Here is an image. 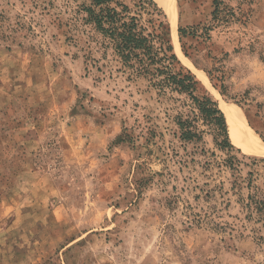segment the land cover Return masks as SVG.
<instances>
[{"label":"rangeland","instance_id":"obj_1","mask_svg":"<svg viewBox=\"0 0 264 264\" xmlns=\"http://www.w3.org/2000/svg\"><path fill=\"white\" fill-rule=\"evenodd\" d=\"M153 1L175 68L216 101L234 149L198 120L202 140L180 141L189 98L116 71L75 21L77 2L0 0V264H264V221L223 163L264 156L233 143L222 108L264 142V0H221V21L214 0H176L178 44ZM255 170L263 187L264 163Z\"/></svg>","mask_w":264,"mask_h":264},{"label":"trees","instance_id":"obj_2","mask_svg":"<svg viewBox=\"0 0 264 264\" xmlns=\"http://www.w3.org/2000/svg\"><path fill=\"white\" fill-rule=\"evenodd\" d=\"M73 1L78 3L75 21L89 27L95 34L92 35L91 41L102 49L103 58L109 51V55L117 62L116 71L127 74L128 79L143 78L158 96L166 95L170 90L185 94L189 98L192 117L182 113L174 117L180 141L193 143L202 140L203 131L196 124L198 120L211 128L213 142L217 148L228 152L234 149L228 137L223 112L218 108L216 101L208 94H196L197 80L189 70L175 68L177 57L169 41L165 39L166 16L153 0ZM213 3L212 20L221 21V16L229 12L221 8V0H214ZM7 30L9 33L3 32L2 37L13 43L18 31L8 27ZM178 33L180 37L184 36L182 28L178 29ZM88 53H91V50ZM85 62L86 67L99 63L95 58H85ZM96 67L100 70L99 66ZM146 131L148 140L154 139L155 131L150 127H147ZM124 137L126 134L118 137L117 141H123ZM252 161L249 165L243 163L236 155L227 154L223 163L233 177L232 187L240 188L241 184L245 183V187L249 189L245 207L258 214L264 221V182L263 187L254 184L259 176L255 163H264V158H252ZM240 165L250 167L245 177L239 174Z\"/></svg>","mask_w":264,"mask_h":264},{"label":"bare ground","instance_id":"obj_3","mask_svg":"<svg viewBox=\"0 0 264 264\" xmlns=\"http://www.w3.org/2000/svg\"><path fill=\"white\" fill-rule=\"evenodd\" d=\"M168 15L171 23L174 41L177 43L176 35V0H155ZM200 72V71H198ZM203 76V73H199ZM222 108L227 118L229 133L234 144L252 154L264 156V142L257 136L255 131L249 126L244 113L234 105L223 103Z\"/></svg>","mask_w":264,"mask_h":264}]
</instances>
